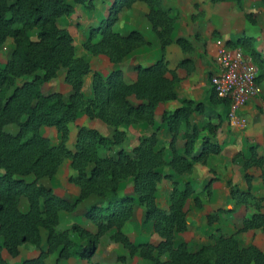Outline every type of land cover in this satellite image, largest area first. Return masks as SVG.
<instances>
[{
	"label": "trees",
	"instance_id": "trees-1",
	"mask_svg": "<svg viewBox=\"0 0 264 264\" xmlns=\"http://www.w3.org/2000/svg\"><path fill=\"white\" fill-rule=\"evenodd\" d=\"M220 2L224 0H213ZM237 4L239 0H235ZM264 3V0H262ZM134 3H142L149 9L147 20L158 38L161 49L171 43L183 52L191 51V44L183 38L174 41L171 35L175 20L164 9L162 0H115L108 16L98 27L89 29L86 52L93 56L103 55L115 68L103 78L93 74L92 98L82 95L83 79L91 68L89 63L76 55L73 38L56 22L69 17L76 6L92 9L89 0H0V47L12 39L14 48L4 65L0 64V264L3 251L10 257L20 255L19 248L30 244L40 248L41 231H44L46 251L37 257L24 259L20 264H46L50 254H57L59 261L74 259L85 264L92 262L99 240L113 231L111 239L150 264H264V253L256 246L242 248L238 235L251 230L264 234V213L261 200L250 193V167L261 169L264 183V155L259 156L255 147L244 164V180L247 191L229 187L228 195L234 205L254 210L241 222L232 235L219 233L214 244L192 250L187 244H175V236L188 229L186 203L192 194L190 184L183 190L173 176L163 174L168 166L177 175L191 173L196 164L206 165L210 155H220L222 148L212 141L218 127L209 125L208 135H202L191 124L195 112L202 113V104L184 101L174 111H164L161 121L171 136L167 147L157 150V130L148 137L138 139L131 150L121 148L125 131L119 128L133 124L154 125L159 104L176 99L173 90L174 76L168 63L158 60L146 68L137 69V79L127 84L123 80L120 64L135 49L146 45L143 36L131 31L123 36L113 30L122 9ZM240 6V5H239ZM253 23L252 15L245 14ZM36 30L37 39L32 41L29 32ZM230 48H241L258 70L257 83L264 82V58L253 48L250 38H238L226 43ZM245 50V51H244ZM187 62L180 63L183 66ZM64 73V83L71 94L65 99L60 93H43V86ZM210 100L229 106L228 101L217 97L211 87ZM134 98L135 102L131 101ZM84 114L91 120H100L114 129L110 138L95 129L77 127L72 147H68L70 124ZM8 125L17 127L16 134L5 131ZM42 127L53 128L60 135V142L53 146L40 132ZM183 131V133H181ZM180 136L184 143L177 146ZM201 139L199 150L196 143ZM168 150V160L165 159ZM69 160L72 173L67 182L78 188L77 199L61 198L46 187L42 180L52 179L65 160ZM171 180L172 192L168 210L156 203L157 186L162 180ZM215 179H208L205 191ZM131 185V194L121 191V184ZM24 200L27 211L20 209ZM92 200V201H90ZM89 202L83 209V217L95 228V232L73 224L59 229L61 213H75L81 203ZM136 203L142 207L143 223L151 224L159 238L156 245L134 244L124 233L126 223L133 216ZM195 204L200 206L198 200ZM216 217L207 216L208 224ZM118 260L123 258L118 257Z\"/></svg>",
	"mask_w": 264,
	"mask_h": 264
},
{
	"label": "crops",
	"instance_id": "crops-1",
	"mask_svg": "<svg viewBox=\"0 0 264 264\" xmlns=\"http://www.w3.org/2000/svg\"><path fill=\"white\" fill-rule=\"evenodd\" d=\"M240 2L239 6L234 0H225L224 2L218 3H212L210 0H162L164 9L169 10L170 17L175 20L173 33L171 35L172 41L183 38L192 46L191 51L186 53L175 43H171L165 47L164 50L161 49L160 42L153 33L151 24L147 20L146 16L149 9L146 5L135 3L132 7L123 9L119 13L118 20L113 30L123 36L131 31H137L143 36L147 43L132 51L120 64L125 83L131 84L136 81L138 68L149 67L161 59H164L168 63V69L171 70V73H169L167 77L172 79L174 76L175 78L173 90L176 99L159 104L153 126L146 123H139L125 127L126 130L124 131H126L133 147L136 146L139 138L148 137L157 130V147L165 148L168 142H170V137L167 134L166 125L161 121L160 116L162 112L174 111L179 108L184 101L202 103V105L205 106V103L210 100V78L217 71L215 56L217 52L216 42L218 40L227 43L236 42L238 38L241 37L250 38L253 48L264 58V3L262 0H240ZM195 6L197 7L195 8ZM247 13L252 15L253 23L246 19L245 14ZM75 15L78 17L80 16L78 21L81 27L74 31V34L70 30L69 33L73 38L77 56H82V58L84 56L89 62L92 71L108 74L109 71L114 68V65L103 55L95 57L82 48L83 38L85 36L79 32L83 30V27L86 29V26L83 25V15H80L76 9ZM99 17L101 20L104 18V15H99ZM95 18L98 19L97 16ZM101 21H99V23ZM184 61L187 63L180 66V63ZM62 73L53 80L62 78L63 82L64 73ZM53 80L48 83L51 88L55 87L54 82H52ZM91 80V74L85 76L83 80L82 91L85 99H90L92 97L90 90ZM62 84L67 93L71 91L69 85L64 82ZM258 85L260 96L248 102L241 111V115H244L248 119V128L240 130L238 128L220 125L218 136L215 139L223 149V154L210 155L207 158V165L196 164L191 175H188V178H190L193 177L196 172H199L201 181H204L206 176L213 175L212 172H209L211 170L214 172L215 176H219V179L211 184L209 205L207 204V206L205 204L207 208L204 209L215 211L222 209H228V211L232 210L233 208L231 206H233V204L231 203L227 189L228 182L237 183L239 181V175H241L242 171L241 162L248 159L250 147L257 146L259 156L264 153V102L262 101L264 98V82ZM54 92L55 91L51 90L47 94ZM131 101L135 102L134 98H131ZM211 104L213 105L212 102ZM217 108H222V105ZM214 112L215 111L211 108H205V110L202 108V113L195 112L192 115L191 124L195 125L199 130L204 128V126L217 125L216 123L217 121L219 122L220 118L217 115L214 116ZM91 128L98 131L97 124H93ZM43 129L44 127L40 129L41 134L43 133ZM106 129L108 134L111 135V129ZM200 143L201 139L197 141V145ZM42 183L47 186L43 180ZM161 184L159 183L158 187H160ZM240 184V187L243 188V182L241 183L240 181ZM69 185L72 184L69 183ZM72 187L76 194L75 197H77L79 190L74 185H72ZM156 195L159 197V193ZM60 196L63 198L67 197V195ZM161 201L163 203L158 206L162 210H168L169 200L167 196L165 198L162 196ZM200 210H197V215L201 212ZM248 211L249 210L245 209L242 219L250 216L252 211ZM187 224L189 228L191 221L188 217V212ZM227 226L230 227L229 224ZM222 227L223 225L221 228ZM233 228L234 226L229 230V235L235 232ZM187 231L185 233H187ZM218 231L224 234L223 230ZM228 233L225 235L229 236ZM213 235L214 234H209V237L214 239L216 236ZM199 240L198 243L202 245L208 244V246H211L214 244V241L204 243L203 240ZM238 240L242 248L254 245L264 253V235L261 231L251 230L240 233L238 235Z\"/></svg>",
	"mask_w": 264,
	"mask_h": 264
},
{
	"label": "rangeland",
	"instance_id": "rangeland-1",
	"mask_svg": "<svg viewBox=\"0 0 264 264\" xmlns=\"http://www.w3.org/2000/svg\"><path fill=\"white\" fill-rule=\"evenodd\" d=\"M89 1H91V3H92V7H93L92 9H86L84 6H76L75 7V9L78 11V13H80V15H83V25L86 26V29L82 26L83 30H81L79 32L80 34L85 36L83 38V44L88 39L89 29L98 27V25L101 23V22L99 23V21L104 20L108 16L109 9L115 0H89ZM224 1H220V2H224ZM210 2L218 3V2H215L213 0H210ZM239 3H241L240 0H239ZM238 5H240V4H238ZM196 7L197 6H195V8ZM75 9H74V13L71 16L61 17L56 22V25L60 29L66 30L68 33L70 30L73 34L75 33L74 31L78 30L79 27H81V24L78 21L80 16L78 17L75 15ZM99 15H104V18L100 20ZM96 16L98 17V19L95 18ZM116 33H118V32H116ZM29 38L32 41H35L37 39V31L33 30V31L29 32ZM222 42L226 43L225 41H222ZM73 43H74V41H73ZM83 44H82V48H83ZM13 48H14V43H13L12 39H8V40H6V42L4 44H2V46L0 47V64L1 65H4L6 63V61L9 58L10 52L13 50ZM191 49H192V46H191ZM245 53L248 54V52H246V51H245ZM80 58H82V56ZM215 58H216V56H215ZM83 59L86 60V58L84 56H83ZM114 68H115V66H114ZM112 70L109 71L108 74H102L98 71H92L91 70V73H89V74H91L92 79H93V74L95 72L98 73L103 78H106L112 72ZM61 73H59L58 76ZM52 82H54L55 87L51 88L48 85V83H49L48 82L42 88L43 93L47 94L51 90H53L57 93H60L65 99H67L72 91L67 93L66 90L64 89V85L62 84L64 82V74H63V82H62V78H58L56 80H53ZM82 88H83V85H82ZM90 90H91V95H92V80H91ZM81 92L83 95L82 90H81ZM263 95H264V93H263ZM85 100H89V99H85ZM208 101L205 103V106L202 105V108L204 110H205V108H211L212 110L215 111L213 113L214 116L217 115L220 118L219 122L217 121V123H216L217 125H215L218 128L216 130L214 137L212 138V141L217 143L215 138H217V136H218V133H219L218 130L220 128V125H226L227 127L238 128L240 130H245L248 128L249 122H248V119L244 115L240 114L241 118L246 120V126L245 127L238 126L236 124H232V120L229 116V106L222 104V103H214L212 105L211 100H208ZM262 101L264 102V98L262 99ZM200 104H202V103H200ZM220 105H222V108H217ZM92 123L98 125V128H97L98 131L101 134H103L104 136L110 138L114 135V129L112 127L104 124L100 120H91L87 116H85L84 114H81L76 122L70 124L69 142L67 143L68 147H70V148L72 147V143H73L75 136H76L77 127H84V128H88V129H93V128H91L93 125ZM100 125L102 127L103 126L104 127L102 128ZM105 127L108 129H111V131H112L111 135L108 134L107 129ZM119 129L122 131L126 130L124 126L120 127ZM17 130L18 129L15 125H8L5 127V131L7 133H10L13 135L17 133ZM199 132H200L201 136L204 134H209V132L207 130V126H204V128L199 130ZM181 133H183V131H181ZM167 134L169 135L168 132H167ZM42 135L47 137L53 146L58 145L60 142V135L53 128H45L44 127ZM157 136H158V134H157ZM169 137H170L169 141H171V136L169 135ZM157 139H158V137H157ZM177 140H178L177 146L181 147V145L184 143V141L181 140L180 136L178 137ZM169 143L170 142H168V145H169ZM137 144H138V141H137ZM132 145L133 144H131V142L127 136V133L125 131V137H124L123 142L121 144V148H123L126 151H131L134 148ZM168 145H166L165 149H167ZM200 145H201V143L199 145H197V143H196V149L194 150L195 153L199 150ZM250 148H249V150H250ZM255 148H256L257 153H258V151H259L258 147L256 146ZM158 149H160V148L157 147V150ZM168 155H169V152L167 150L166 155H165V159H167V160H168ZM263 155H264V153H262L260 156H263ZM249 157H250V151H249L248 159H249ZM247 160H245V161H247ZM245 161L241 162L242 171H241V175H239L240 176L239 181L237 183L236 182H228L227 189H229V187L232 186V187H237L241 192L247 191V184L244 180V175H245L244 164H245ZM69 163H70V161L68 159L65 160L63 162V164L61 165V167L59 168L58 174L56 175V177L54 179L44 178L43 181L47 185L46 187L52 189L54 191V193L56 195H58L59 197H61L60 195H67L68 198L66 197V199H69L70 201H74L75 199H77L78 196L75 197L76 194H75V191L73 190L72 185H69V183L67 182L68 176L72 173L71 168L69 166ZM206 165H207V163H206ZM194 167H193V169H194ZM193 169H192V171H193ZM161 171L163 174H166V175L171 174L173 176V181L178 183V189L179 190H183L184 185L186 183L190 184L191 189H192V194H191L190 198L187 200V203H186L187 205L185 207L186 212H188V217L190 218L191 224H190L189 228L187 229L188 230L187 233H183V234H179V235L177 234L175 236V244L176 245H179L181 243H185L192 250H197L200 247L208 246V244H206V245H202L201 243L199 244L198 243L199 239H200L199 241L203 240L204 243H208V242L214 241L213 238L209 237V234H214L213 236L217 237V235L219 233H222V232H219L218 230H223L224 235H225L229 232V230L232 229V226H234L233 229H235V232L237 229H239L241 227V221L244 219V218L242 219V217H243L244 211L246 209L244 206L234 205V202L231 201V203L233 204V206H231V207L233 209L229 210V211H228V209H222L219 211L204 209V208H207V206L209 205L208 203H209V199L211 196V185H210V190H209L210 193H207L204 190L205 186L208 182V179H215V180L219 179V176H215L213 171H211V170L209 171L210 173L212 172L213 175L206 176L204 178V181L203 180L201 181V175L199 174V172H196L193 177L188 178V175H191L192 171L189 174L177 175L168 166L163 167L161 169ZM247 172L251 175V178H252L250 181V193L255 198L261 200L262 212L264 213V183L261 179V169H259L258 167H250ZM240 181H241V183L243 182V188L240 187V185H241ZM160 184H161V182H160ZM158 186H159V184H158ZM158 186H157V191H156V194L159 193V197H157V195H156L157 206L161 205L163 203L161 201L162 196L164 198L167 196V198L169 200L170 194L172 192V182H171V180H165L164 179V180H162L161 186L160 187H158ZM121 191L125 195H132L130 183H127V182L122 183L121 184ZM61 198H63V197H61ZM195 200L199 201L200 206H197L195 204ZM90 201H92V200H90ZM88 203L89 202L81 203L75 213H71V214L62 213V214H60V222H59L58 228L61 230L67 229L71 225L76 224V225L90 231L91 233H94L95 228L93 227V225L86 218L83 217V209L88 205ZM205 204L206 205L208 204V205L205 206ZM27 208H28L27 203L24 200H21V202H20L21 211L26 212ZM202 209H204V210H202ZM197 210L201 211L199 213V215H197V213H196V212H198ZM246 210H249L248 212L254 211L251 208L246 209ZM142 211H143L142 207H140L136 203L135 208H134V212H133V216L126 223L124 233L127 235L129 240L134 244L149 243L152 245H156L159 241V238L154 234L151 224L145 225L143 223ZM193 214L197 215V216H194ZM207 216L216 217V220L214 222H212L211 224H208V222L206 223ZM247 217H249V216H247ZM186 218H187V214H186ZM228 224L230 225V227L227 226ZM222 225H223V227L221 228ZM113 233H114V230L106 233L105 235H103L100 238L98 248H97V252H96L94 258L92 259V262L97 263V264H150V262L142 259L138 255L130 256L128 251L122 246V244L116 243L115 241H113L111 239V236ZM41 235H42V243H41L40 248H37V247L32 246L30 244H25L19 248L20 255L18 257L12 258L5 251H3L2 259L7 264H20L24 259L37 257L41 252L46 251L45 235H44L43 230L41 231ZM228 235H229V233H228ZM118 257L123 258V261L118 260L117 259ZM45 262H46V264H85V262L76 261L74 259L59 261L56 253L48 255Z\"/></svg>",
	"mask_w": 264,
	"mask_h": 264
},
{
	"label": "built area",
	"instance_id": "built-area-1",
	"mask_svg": "<svg viewBox=\"0 0 264 264\" xmlns=\"http://www.w3.org/2000/svg\"><path fill=\"white\" fill-rule=\"evenodd\" d=\"M216 46L217 71L211 76L210 85L218 98L228 101L232 124L245 127L246 120L240 114L248 102L260 96L258 70L241 48L232 49L221 40Z\"/></svg>",
	"mask_w": 264,
	"mask_h": 264
}]
</instances>
